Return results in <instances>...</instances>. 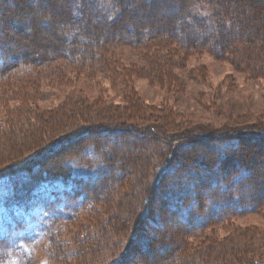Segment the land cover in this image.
<instances>
[{
  "label": "rangeland",
  "instance_id": "rangeland-1",
  "mask_svg": "<svg viewBox=\"0 0 264 264\" xmlns=\"http://www.w3.org/2000/svg\"><path fill=\"white\" fill-rule=\"evenodd\" d=\"M90 1H95L97 7L108 14V18H116L115 13L118 12L116 10L119 5L117 9L115 6L120 4L121 0ZM75 2L74 7L76 6L78 11V0ZM40 3H45L41 9L46 13L52 12L53 6L64 12L62 0H40ZM79 6H83L82 3H79ZM199 9L196 12L204 14L205 10L201 7ZM165 16L166 23L174 22L172 14ZM158 18L160 17L157 15V18L153 17L152 20L156 21ZM37 25L41 26L40 23ZM19 29L14 30L15 34L20 36ZM51 39L52 36L46 29L42 34L41 43L47 44ZM146 45L150 48H145ZM179 46L174 41L167 48H156L148 42L142 44L140 40L135 47L117 42L104 47L102 51V57L108 63L107 67H101L100 61L96 60H88L87 65L82 67L78 62L67 63L68 66L65 65L61 72L50 73L46 78L37 74L41 67L34 70L24 65L17 69L18 73L9 78V81H0V240L5 239V242H8L6 247L0 244V260L4 259L0 264H147L151 262L152 257L157 259L159 264H165L169 263L164 261L165 256L175 254V257H178V254H181L194 257L208 249L211 242L215 246H223L220 255L215 252L210 256L212 264H239L240 260L248 255L249 259L252 258L257 263L264 262V204L258 211L248 212L233 217L228 222L210 226L203 233L205 237L210 238L208 240L193 237L192 231L188 234L182 229L186 227L185 222L180 220L181 215L186 217L184 213L170 219L164 206L166 204L167 207L174 206L177 192L169 195L168 199L164 197L162 202L154 199L150 209L146 210V207L143 209L145 197L151 194L150 192L147 195V190L157 181L155 175L153 176V165L165 158L166 155L161 153V150H165V144L168 145L171 141L169 139L173 136L190 130L198 134L206 132L217 136L227 134L221 141L215 142L217 148L225 150L236 144L232 140L234 136L264 133V78L252 77L246 69L237 68L230 54L222 55L220 52H210L206 48L185 52ZM167 49L174 50L176 56L166 55ZM154 54L160 62L171 59L177 63L170 70L173 81L169 78L168 72L157 78L150 72L152 66L145 59L146 56L150 59ZM28 76L32 77V81H37V88L28 86ZM74 97L92 105L83 109L84 115L88 113V116L89 114L96 116L97 112L105 116L108 114L107 117L112 119L110 122L114 123L110 128H116L115 135L96 137L95 140L86 138L79 140L66 146V152L62 151L57 154L58 156L46 159V164L70 171L71 176L66 179V186H55L52 183L47 187L43 185L39 192L45 193V199L38 202L31 200L27 207L9 210L5 202L8 195L12 194L14 183L7 180L32 159L30 158L29 162L26 160L30 156L29 145L43 146L47 149L45 152H51L55 140L61 137L59 129L48 130L51 125L55 127V123L49 121L44 124L47 129H39L38 140L31 138L35 134L22 137L18 130L27 129L31 124L36 126L35 120L30 118L42 115L44 120L45 117L57 113L65 99ZM20 114L30 116L29 124L24 125L21 122L24 116ZM76 119V121L65 119L61 130L71 124L78 127L89 125L79 118ZM58 126L56 124V127ZM135 128L141 129L146 135L148 128L155 131L154 138L159 140L160 145L151 162L152 165L143 169L137 168L136 164L137 169L129 176V182L124 178L120 185L112 190L113 201L110 199L109 202H99L94 206L89 204L86 197L90 190L85 188L87 182L97 178L99 182L102 179L108 182L113 175H109L110 172L103 174L99 170L105 168L107 163H110L111 167L114 166L115 176L121 175L122 169L118 166V159L115 158L114 161L113 157L120 152L119 145L115 143L119 141L124 143L118 134ZM129 134L130 136H126L129 138H126L128 139L126 143L134 145L146 138L143 134L135 141L131 138L134 134ZM122 146L125 147L123 144ZM259 158L254 176L263 181L264 155ZM22 162L24 163L21 165ZM166 176L164 183L173 186L176 182L175 176L169 178ZM22 178L21 176L19 180ZM74 178L78 179L83 191L75 188L78 194L71 196L74 192L71 180ZM181 179L188 185L192 182L186 177ZM242 181L246 185L252 183L253 179L243 178ZM214 191L211 197H214ZM69 192L70 198L66 196ZM74 202L81 203L80 214L76 219L71 222L62 221L59 224L61 232L55 236L48 233L49 229L43 231V219L47 220L49 217L50 222L51 219L55 220L56 216L59 218L57 215L59 212L61 216L66 215ZM204 205L202 209L204 214L213 208L208 201ZM162 207L169 218L165 222L161 218ZM179 208L181 210V206ZM99 209H102V212ZM115 210H118V216L112 220L110 216ZM134 228L138 230L135 237L132 236ZM145 240L148 241L147 252ZM85 244L94 246L85 249L87 256L73 259L70 252L76 248L83 250ZM7 247L8 249H5ZM167 248H171V254ZM176 261L173 259V264Z\"/></svg>",
  "mask_w": 264,
  "mask_h": 264
},
{
  "label": "trees",
  "instance_id": "trees-1",
  "mask_svg": "<svg viewBox=\"0 0 264 264\" xmlns=\"http://www.w3.org/2000/svg\"><path fill=\"white\" fill-rule=\"evenodd\" d=\"M75 1L77 0H62L64 12L61 9L58 11L53 6L52 12L47 11L46 13L41 9L45 3H40V0H0V81H9V78L18 73L17 69L24 65L34 70L41 67L37 74L46 78L50 73L61 72L63 67L68 66L67 63L78 62L82 67V65H87L88 60H96L100 61L101 67L104 68L108 66L107 61L102 57L104 47L117 42L135 47L138 46L139 40L142 44L151 43L156 48H167L174 41L185 52L206 48L210 52H220L222 55L227 53L232 55L233 63L237 68L246 69L252 77L264 78V0H121L120 4L116 3L115 8L117 9L119 5V10H116L118 12L115 13L116 18L113 19L108 18V14L98 8L95 1L78 0V11L76 6L74 7ZM79 3H82L83 6H79ZM200 7L205 10L204 14L196 12V10H200ZM77 12L78 15H76ZM165 14L174 16L172 24L166 23ZM157 15L160 18L153 21L152 18H157ZM137 18H141V20H137ZM37 23H40L42 27L36 26ZM16 28H20V36L15 34ZM46 29L52 39L47 44H42V34ZM148 47L149 45L145 46V48ZM166 55L176 56V52L167 49ZM146 59L145 61L152 66L150 72L155 78L161 74L166 75L167 72L169 76L170 70L177 65L171 59L160 62L155 54L150 59L146 56ZM169 78H172L171 74ZM28 81V86L38 87L37 81H32V77L28 76ZM61 106L62 108L58 109L57 113L45 117L44 120L42 115L30 118L35 120L36 126L31 124L27 129L18 130V134L22 137L37 134L31 138L38 140L40 130L47 129L44 124L49 121L55 123V127L51 125L48 130L52 131L55 128V131H58L59 129L61 137L55 140L54 149L51 152H45L47 149L43 146L29 145L30 156L26 160L32 159L30 162L28 161L27 165L22 166L24 170L21 167L19 172L13 173L7 180L14 183L12 194L8 195L5 202L11 211L27 207L31 200L38 202L45 199V193L39 192L43 185L47 187L49 183H52L55 186H66V179L71 176L70 171L58 168L53 164V166L46 164V159L58 156L57 154L66 150V146L79 140L85 138L86 140H95L96 137L115 135L116 128H110L114 126V123L110 122L112 119L107 117L108 114L105 116L103 113L97 112L96 116L90 114L88 116V113L84 115L83 109L92 107L85 101L75 97L67 98ZM26 114H20L24 116H20L23 117L21 122L24 125L30 122L28 119L30 116ZM76 118L89 125L78 127L71 124L61 130L65 119H75L76 121ZM56 124L59 126L56 127ZM142 132L141 129L135 128L134 130H124L123 133L118 134L125 144L120 141L115 143L119 145L120 152L113 157L114 161L115 158L118 159V166L124 175L120 173L121 175L115 176L113 174L114 166L111 167L110 163H107L105 168H100L99 170L103 174L110 172L109 175L113 176H110L108 182H105L104 179L99 182L98 178L94 181L88 180L85 188L90 190L86 197L89 199V204L94 206L99 202H109L110 199L113 201L111 193L124 178H127L129 182L128 178L135 169L139 167L147 169V166L152 165L151 162L156 156L160 142L154 138L153 132L155 131L151 128H148L147 135ZM129 133L134 134H131L133 135L131 138L135 141L143 134L146 138L144 137L145 139L137 145L126 143L129 139L126 136H130ZM226 135L217 136L211 132L198 134L196 131L190 130L168 138L171 141L168 145L165 142V150H161V153L166 155L165 158L160 163L157 162L153 165V176L155 175L157 181L153 186H149L147 195L150 192L151 194L149 197H145L143 209L145 207L146 210L150 209L154 199L162 202L164 197L168 199L169 195L177 192L178 196L173 202L174 206L167 207V204H164V209L169 213L170 219L184 213L186 217L181 215L180 220L185 222L186 227L182 229L188 234L192 231L191 236L204 238V240L210 239L203 234L210 226L228 222L231 218L248 212L258 211L264 204V180H258L254 173H256L259 157L264 155V133L236 134L237 136L232 138L236 144H232L225 150H220L215 146V142L218 143V140L221 141ZM31 142L33 141L31 140ZM122 144L125 146L124 148ZM21 176L23 178L19 180ZM165 176L168 178L175 176V184L173 186L165 184L163 181ZM183 177L189 178L188 181H192L191 184L183 182L181 179ZM243 178L253 179V182L244 185ZM78 183L76 178L71 180L74 192L71 191L72 195L71 192L67 193L68 198L78 194L75 188L83 191V187ZM156 183L158 184L156 185ZM85 188L84 190H86ZM213 191L214 197H211ZM34 192H38V194ZM207 201L213 205V208L204 214L202 209ZM79 206L81 203L73 204L67 211L68 213L62 216L58 210L57 215L61 220L58 216L55 217V220L51 219L50 222L49 217L47 220L43 219V231L49 229L48 233L53 236L59 234L61 232L59 224L62 221L71 222L76 219L80 214ZM116 206L119 207V205ZM179 206H181V210ZM160 209L161 218L165 222L169 218L163 207ZM99 210L102 212V209ZM117 216L118 210H115L110 219L114 220ZM16 223L19 222L16 221ZM137 231L136 228L133 229V237L136 236ZM101 236L103 237V233ZM7 243L5 239L0 240L3 247H6ZM145 246V252H147V240H145ZM208 246V249L194 257L181 254H178V257H175V254L170 257L165 256L164 261L169 262L165 264H173V259L177 260L174 264H212L210 256L215 252L220 255V249L223 246H215L212 242ZM92 247L85 244L83 250L76 248L70 252V256L73 255V259L83 255L87 256L85 249ZM215 248L219 249L215 250ZM206 250L207 252H205ZM167 251L171 254L172 250L167 248ZM145 254L148 255V253ZM150 254L151 251H149ZM206 254L208 255L206 256ZM202 255L205 258H201ZM3 260L1 258L0 262H4ZM150 261L147 264H159L154 257ZM239 264H264V262L257 263L252 258L249 259L248 255L242 258Z\"/></svg>",
  "mask_w": 264,
  "mask_h": 264
}]
</instances>
